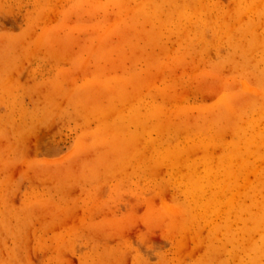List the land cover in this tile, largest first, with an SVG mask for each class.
Masks as SVG:
<instances>
[{"label": "rangeland", "instance_id": "1", "mask_svg": "<svg viewBox=\"0 0 264 264\" xmlns=\"http://www.w3.org/2000/svg\"><path fill=\"white\" fill-rule=\"evenodd\" d=\"M0 264H264V0H0Z\"/></svg>", "mask_w": 264, "mask_h": 264}, {"label": "bare ground", "instance_id": "2", "mask_svg": "<svg viewBox=\"0 0 264 264\" xmlns=\"http://www.w3.org/2000/svg\"><path fill=\"white\" fill-rule=\"evenodd\" d=\"M249 3V2H248Z\"/></svg>", "mask_w": 264, "mask_h": 264}]
</instances>
